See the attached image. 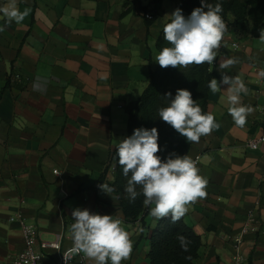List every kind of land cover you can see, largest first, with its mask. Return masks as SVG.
Here are the masks:
<instances>
[{"label": "crops", "instance_id": "1", "mask_svg": "<svg viewBox=\"0 0 264 264\" xmlns=\"http://www.w3.org/2000/svg\"><path fill=\"white\" fill-rule=\"evenodd\" d=\"M127 1L16 0L28 15L0 32V264H11L23 249L22 222L36 226L44 239L63 235L62 250L70 249L76 208L120 217L133 241L122 264H150L149 234L158 220L147 208L145 229L142 220L126 222L118 196L98 183L104 172L107 181L114 179L107 169L111 155L127 135L130 110L150 71L159 66L156 41L180 0H162L149 26L141 9L147 0L123 14ZM11 2L0 0V7ZM261 28L264 23L250 22L245 35L226 33L211 66L219 81L220 60L238 58L225 71L244 81L248 93H241V103L255 111L238 127L228 114L227 86L210 92L208 113L221 127L191 143L188 153L200 156L198 168L208 180L206 198L183 217L202 239L194 264H231L230 238L256 206L260 229L246 235L244 264H264V142L248 146L264 134ZM58 256L47 250L45 261L55 264ZM70 264L92 262L77 257Z\"/></svg>", "mask_w": 264, "mask_h": 264}, {"label": "clouds", "instance_id": "2", "mask_svg": "<svg viewBox=\"0 0 264 264\" xmlns=\"http://www.w3.org/2000/svg\"><path fill=\"white\" fill-rule=\"evenodd\" d=\"M28 11L26 8L21 12L16 0L0 7L5 18L0 32L11 26L13 21L21 23ZM223 11L222 0H216L215 4L201 0V6L194 8L188 17L181 9L174 10L170 22L163 27V39L171 46L163 47L155 61L165 69L212 66L220 54L227 31ZM259 39L264 41V28L260 29ZM238 62L235 57L220 60L218 70L221 79H211L208 88L217 93L222 86H227L223 90L227 92L228 114L236 126L244 127L247 117L255 111L251 105L241 103V93L247 94L248 88L239 76H230L225 71ZM164 97L169 102L158 110V116L189 143H198L202 136L220 129L221 124L214 114L204 113L189 90L177 89L174 98L171 92ZM158 138L155 127L136 128L131 136L118 142L115 159L128 178L124 191L129 202L134 203L138 196L143 195V205L149 209L151 217L157 220L169 218L175 224L187 214L190 205L206 198L208 180L200 174L197 160L189 155L180 156L173 152L162 160L157 155L160 151ZM98 187L109 195L114 192V188L105 183ZM71 216L73 223L68 231L72 247L63 254L65 264H69L75 255H82L92 264H122L130 258L133 241L122 226L120 217L93 213L86 208L74 209ZM176 239L184 252L190 251L191 241L187 237L177 234ZM185 259L191 260L192 257L189 255Z\"/></svg>", "mask_w": 264, "mask_h": 264}, {"label": "trees", "instance_id": "3", "mask_svg": "<svg viewBox=\"0 0 264 264\" xmlns=\"http://www.w3.org/2000/svg\"><path fill=\"white\" fill-rule=\"evenodd\" d=\"M140 1H127L123 14L132 12L134 10L133 5ZM161 1L147 0V5L141 6L147 26L154 23L159 17ZM207 2L215 4L216 0H207ZM222 3L224 8L222 16L227 25L226 33L236 32L245 35L250 22L255 26L264 23V0H222ZM200 6L201 0H180L177 8L182 10L185 17H188L194 8ZM168 22H170V19L166 23ZM169 46L171 45L163 39L162 28L156 41V47L160 51L163 47ZM213 77L214 73L208 64L202 66L192 65L187 68L168 67L166 69L158 66L152 69L148 86L130 110L126 137L131 136L136 128L151 129L155 127L159 133L158 144L160 146V151L157 155L162 160L167 159L168 155L173 152L180 156L188 155L191 143L170 125L162 121L158 116V110L168 105L169 101L164 97L166 93L171 92L174 98L177 89H187L192 93V98L201 106L203 112L208 113L211 92L208 84ZM10 80L9 77L8 83ZM112 162L115 164L114 179L107 181L106 173L104 172L98 184L105 183L114 188L113 193L118 196L126 222L135 223L138 220H142V228L145 229L146 224L143 221V215L147 208L143 205L144 197L141 195L137 197L134 203L129 202L124 191L128 178L123 175V170L115 159V150L111 155L107 169ZM137 190L139 191V188ZM177 234L184 235L191 241L189 252H184L181 249L176 239ZM149 238L150 249L147 257L150 264H194L199 257L202 246L201 236L195 232L192 226L185 222L184 218L175 224L171 223L169 218L158 220L156 226L151 229ZM189 255L192 259L186 260L185 257Z\"/></svg>", "mask_w": 264, "mask_h": 264}, {"label": "built area", "instance_id": "4", "mask_svg": "<svg viewBox=\"0 0 264 264\" xmlns=\"http://www.w3.org/2000/svg\"><path fill=\"white\" fill-rule=\"evenodd\" d=\"M18 76V74L15 75V77ZM262 114L264 116V106L262 107ZM263 142L264 134L260 137L251 139L248 142V146L256 149ZM199 158V155L193 158L194 160H197V166L199 164ZM109 168L114 170L115 164H111ZM54 172L57 173V170L55 169ZM258 210V206L249 209L241 229L231 236L230 240L233 248L231 264H244L245 256L243 248L246 235L248 233L258 232L260 229ZM11 219L13 220L14 218ZM22 236L24 247L18 254L10 257L11 264H47L45 261V252L47 250H56L59 252L58 260L55 264H65L63 254L67 251L62 250L63 235L58 234L54 239L51 240L44 239L36 226L22 222ZM77 257H82V255L73 256V258L69 261V264Z\"/></svg>", "mask_w": 264, "mask_h": 264}, {"label": "rangeland", "instance_id": "5", "mask_svg": "<svg viewBox=\"0 0 264 264\" xmlns=\"http://www.w3.org/2000/svg\"><path fill=\"white\" fill-rule=\"evenodd\" d=\"M115 170V169H114Z\"/></svg>", "mask_w": 264, "mask_h": 264}]
</instances>
